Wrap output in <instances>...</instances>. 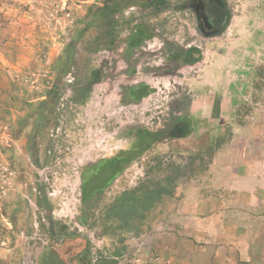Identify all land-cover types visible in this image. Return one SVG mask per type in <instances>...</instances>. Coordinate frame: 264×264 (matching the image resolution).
<instances>
[{
    "label": "rangeland",
    "instance_id": "rangeland-1",
    "mask_svg": "<svg viewBox=\"0 0 264 264\" xmlns=\"http://www.w3.org/2000/svg\"><path fill=\"white\" fill-rule=\"evenodd\" d=\"M227 1L225 32L203 40L172 10L125 8L100 25V0H0V264H56L73 236L87 238L89 264H245L241 237L253 258L264 242V0ZM140 22L149 39L124 48ZM177 45L198 46L200 60L168 64ZM135 86L148 94L134 100ZM240 87L243 106L227 115ZM179 119L188 137L136 154L143 132ZM128 150L124 170L83 198L92 167ZM176 166L186 177L172 197L143 219L105 220L120 193ZM204 218L197 249L179 248Z\"/></svg>",
    "mask_w": 264,
    "mask_h": 264
},
{
    "label": "trees",
    "instance_id": "trees-1",
    "mask_svg": "<svg viewBox=\"0 0 264 264\" xmlns=\"http://www.w3.org/2000/svg\"><path fill=\"white\" fill-rule=\"evenodd\" d=\"M72 47V45H71ZM69 53H67L66 60L69 59ZM200 60V56H197L188 61V64H194ZM241 94L236 92L229 101V108L227 115H232L242 108L244 100L242 92L245 91L243 87H240ZM148 91L143 93H138L137 96L131 95L134 100H139L140 98L146 96ZM191 134V128L189 121L187 119H179L172 122L163 131L158 132H143L141 138V144L139 146L141 153L144 150L150 148V146L158 142L161 138L170 139H183ZM133 150H128L120 154L117 158L108 162V168H100L97 172L98 166L94 165L92 171L86 179L81 184V192L83 198H88L94 192L102 191L108 184L113 181L133 160ZM135 154V153H134ZM138 156V155H137ZM196 156L194 157V159ZM186 169V167H184ZM188 176H193V169H190ZM102 177V182L97 184L95 187H91L90 183L92 180L98 177ZM181 177H186V172H182L181 168L176 166L172 168L169 173H166L162 179L153 180L147 179L141 182L136 187L123 191L109 204L107 207L104 218L107 222L115 221L116 219H121L126 223V221H135L143 219L145 214L150 212L163 198L172 197L177 185V181ZM79 242V249L72 252H80L86 249L87 238H80L77 240ZM103 259L102 264H116L115 260Z\"/></svg>",
    "mask_w": 264,
    "mask_h": 264
},
{
    "label": "flooded vegetation",
    "instance_id": "flooded-vegetation-1",
    "mask_svg": "<svg viewBox=\"0 0 264 264\" xmlns=\"http://www.w3.org/2000/svg\"><path fill=\"white\" fill-rule=\"evenodd\" d=\"M99 5L100 25L101 22L103 25L114 24L121 10L125 8L134 10L135 13L148 11L147 14L152 16L166 11L169 12V10L176 11L181 13L193 25L194 32L203 40H211L222 36L231 19L227 0H100ZM137 27V32L129 34L123 40L125 42L124 48L139 45L149 39L148 24L140 22ZM109 38L111 41V37ZM199 52V47L196 45L188 48L177 45L171 53L168 64L171 63L173 67L188 66V61L197 57ZM138 93H143V91H138ZM131 95L135 94L130 92ZM97 179L99 183L102 182L101 176L94 180ZM72 240V238H67L58 243L54 253L55 260H57L56 264L58 262H61V264H89L86 256L88 240L86 249L77 252V254L72 251L79 249V242L72 244Z\"/></svg>",
    "mask_w": 264,
    "mask_h": 264
},
{
    "label": "crops",
    "instance_id": "crops-1",
    "mask_svg": "<svg viewBox=\"0 0 264 264\" xmlns=\"http://www.w3.org/2000/svg\"><path fill=\"white\" fill-rule=\"evenodd\" d=\"M135 89H138V88H136V86H135L134 89H131V92L132 93H136L137 91ZM142 89H144V88L142 87ZM143 92H146V91L144 90ZM111 160H113V159H111ZM111 160H108L104 164H99L100 167H98L97 172L100 170L101 167L102 168H108V162H110ZM210 224L211 223H210L209 219H207V218L201 219L200 225L196 224V226L193 228V231L189 230V234H190L189 236L193 237V239H190V238L189 239H187V238L180 239L179 242H178V247L180 248L181 245H186L187 248L189 247V249H190V247H191L192 250H196L197 249V244L194 243V241H197V237H202L203 238V236H201V235L204 234L206 231H208V228H210V226H211ZM71 238L73 239L71 241V243L73 244V243L77 242V240L79 239V236H73ZM191 240H194V241H191ZM239 243H240V245H242L240 247V251L242 252L241 253V257L244 258L245 261H246L245 264H264V253L262 251L264 244H261V243H264V242H259V243L255 244V246H253V251H254V254H255V255L252 254L253 258H251L248 255V253H246L247 250L250 249V247H249L250 244H247L246 240L243 239L242 237L239 239ZM257 249H258V251H260L259 255H256Z\"/></svg>",
    "mask_w": 264,
    "mask_h": 264
}]
</instances>
